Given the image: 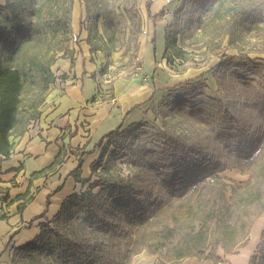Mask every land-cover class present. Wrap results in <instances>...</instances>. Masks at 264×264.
I'll return each mask as SVG.
<instances>
[{
	"label": "rangeland",
	"instance_id": "1",
	"mask_svg": "<svg viewBox=\"0 0 264 264\" xmlns=\"http://www.w3.org/2000/svg\"><path fill=\"white\" fill-rule=\"evenodd\" d=\"M148 1L149 14L147 0H0V68L21 72L25 114L32 107L39 111L50 91L62 88L80 58L95 64L92 75L104 86L99 98L110 99L119 80L138 79L154 90L141 122L100 142L101 165L77 192L120 178L149 191L109 216L108 264H146L153 257L167 262L164 254L195 243L208 252L215 233L205 234L187 213L161 253L143 249L129 256L124 244L134 239L140 217L156 214L213 175L237 186L235 208L243 209L245 221L264 208V190L243 184L248 174L237 167L264 139V0ZM101 189L94 185L92 192ZM107 197L106 184L100 198ZM77 208L70 213L78 228L86 214ZM234 218L222 227L215 252L221 242L240 248L233 240L243 233L241 219ZM12 258L16 264H54L48 248L13 251L10 264Z\"/></svg>",
	"mask_w": 264,
	"mask_h": 264
},
{
	"label": "crops",
	"instance_id": "2",
	"mask_svg": "<svg viewBox=\"0 0 264 264\" xmlns=\"http://www.w3.org/2000/svg\"><path fill=\"white\" fill-rule=\"evenodd\" d=\"M95 64L80 58L71 78L54 88L37 117L13 142L8 156L0 154V264H10L15 247L32 240L40 225L52 220L64 198L84 189L93 176L91 164L98 159L102 136L117 127L137 124L147 114L145 102L153 88L138 79L113 84L111 97L99 98ZM59 154V162L48 168ZM78 180L71 172L78 166ZM90 179L83 183L81 180ZM31 198L21 209L18 206ZM49 200L48 205L46 204ZM252 225L245 246L234 253L216 254L224 264H248L260 237L264 220ZM146 264H161L151 258ZM174 264H214L207 258L188 256Z\"/></svg>",
	"mask_w": 264,
	"mask_h": 264
},
{
	"label": "trees",
	"instance_id": "3",
	"mask_svg": "<svg viewBox=\"0 0 264 264\" xmlns=\"http://www.w3.org/2000/svg\"><path fill=\"white\" fill-rule=\"evenodd\" d=\"M148 6L149 1L147 0L146 10L149 14ZM160 13H162V10L153 15L154 19ZM152 43H154V38H152ZM153 46L155 55V45L153 44ZM22 92L21 72L14 67L0 68V154L4 156H8L12 151L13 142L10 140V136L21 135L25 131L28 122L39 114L36 107H32V112L27 114L23 109L21 110L20 96ZM118 130H120V127L104 134L102 140ZM102 157L103 153L101 152L98 159L92 162V173L101 165L100 160ZM59 160L58 154L48 168L58 163ZM237 167L241 174H248L243 184L256 183L264 190V139H262L257 151L245 158ZM79 168L80 161L78 166L71 172L77 180L80 178L78 176ZM89 180L84 179L81 181L85 183ZM103 181L94 184L102 186L100 192H92L94 185H90L88 190L67 195L62 201L58 213L52 219L54 220L53 227H47L48 222L42 223L39 233L32 240L15 247L14 254L24 250L37 251L48 248L54 264H108V256H106L108 249L104 242L112 236L111 232H113L109 216H111L116 206L124 204L125 201L131 202L133 198L148 196L149 191L135 184L134 180L120 178L112 182L105 183ZM106 184L110 187L111 199L109 197H107L108 199L100 198ZM236 187L234 184L230 186L226 182V178L213 175L210 180H204L200 188L195 185L189 192L177 195L174 200L156 214L146 218L140 217L139 223L133 231L134 239L129 244H124L127 246V255L132 256L143 249H149V253H161L163 248L167 246L168 239L180 228L182 218L187 213L191 214L193 220L199 222L200 230L205 234L209 230L215 233L214 238L209 243L210 250L205 252V247L202 244L203 247L197 250L200 244L195 243L184 250L175 252L172 256L164 254L162 257L167 262L161 261V264H174L185 256L207 258L212 260L214 264H219L221 258L215 251L216 243H219L224 232L222 227L227 225L233 217H235V221L241 219L239 227L243 230V233L239 238H235L233 242H238L237 247L245 246L248 243L252 224L264 212V208H260L251 215L248 221L242 219L243 209L238 210L235 208L234 203ZM228 188H231L229 197L226 195ZM256 194L259 197L260 191ZM30 198L31 196H28L24 199L18 209H21ZM48 203L49 200L47 199L46 204L48 205ZM115 203L117 205L114 206ZM74 205L78 206V211L75 212L82 209L86 214L84 221L78 225V228L73 227V216L70 213V209ZM159 219H162L160 224ZM232 244L221 242L223 251L225 253L235 252ZM11 264H16L14 258H12ZM248 264H264V228H262L260 240L254 253L250 256Z\"/></svg>",
	"mask_w": 264,
	"mask_h": 264
}]
</instances>
